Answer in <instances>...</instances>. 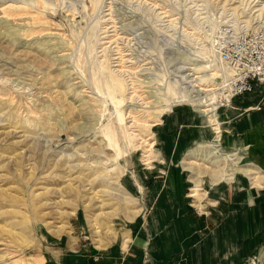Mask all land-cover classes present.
<instances>
[{"label":"rangeland","instance_id":"374dc122","mask_svg":"<svg viewBox=\"0 0 264 264\" xmlns=\"http://www.w3.org/2000/svg\"><path fill=\"white\" fill-rule=\"evenodd\" d=\"M263 9L264 0H0V264H53L150 238L163 200L184 198L205 217L210 183L243 175L262 187L264 169L224 143L235 97L215 74L234 68L220 54L235 59L243 36L264 33ZM195 129L207 138L184 143ZM174 169L189 181L180 197ZM241 264L264 261L253 253Z\"/></svg>","mask_w":264,"mask_h":264},{"label":"crops","instance_id":"0c3cea01","mask_svg":"<svg viewBox=\"0 0 264 264\" xmlns=\"http://www.w3.org/2000/svg\"><path fill=\"white\" fill-rule=\"evenodd\" d=\"M260 103L262 108L254 110ZM224 112L227 117H237L227 125L231 132L223 136L226 147L246 149L244 161L264 169V84L254 83L250 93L235 97ZM205 132L195 129L196 135L183 138V142L202 141L207 138L201 135ZM174 172L178 175L174 187L180 197L189 181L183 178V169ZM242 176L209 184V212L205 217L193 215L184 198L163 200L161 207L166 210L155 217L161 225L157 235L132 237L124 245L116 242L96 252L87 249L60 255L53 264H241L253 253L264 261V183L252 187ZM195 187L190 196L196 200L199 184ZM171 207L176 208L172 215L168 211ZM202 225L208 231L200 236Z\"/></svg>","mask_w":264,"mask_h":264},{"label":"built area","instance_id":"2783aa9c","mask_svg":"<svg viewBox=\"0 0 264 264\" xmlns=\"http://www.w3.org/2000/svg\"><path fill=\"white\" fill-rule=\"evenodd\" d=\"M244 50L232 59L229 53L219 55V60L234 65L225 85L224 96L228 99L250 93L254 83L264 84V33L242 37Z\"/></svg>","mask_w":264,"mask_h":264},{"label":"bare ground","instance_id":"6f19581e","mask_svg":"<svg viewBox=\"0 0 264 264\" xmlns=\"http://www.w3.org/2000/svg\"><path fill=\"white\" fill-rule=\"evenodd\" d=\"M252 1H254V0H252ZM256 2V1H255ZM262 7V6H261ZM239 9V8H238ZM258 10V9H257ZM261 10V9H260ZM264 10V9H263ZM260 12V11H259ZM248 21V20H247ZM229 72L228 71H222V70H220V73H218V74H215L216 76H218V77H222L223 75H225V77L226 76H228L229 74H228ZM200 78V77H199ZM208 78H209V76H208ZM195 80H197V78H195ZM116 82L117 83H120L119 82V80H116ZM120 85V88H121V83L119 84ZM216 91V89L215 88H210V89H206V90H204L203 92H209V91ZM210 93V92H209ZM208 100H210V99H206L205 97H197V98H195V105H197V106H201V107H203V108H201V109H204V110H207V112H208V114H210V113H212V112H214V110L216 109V106H215V103H213V101L211 100V101H208ZM201 103V104H200ZM207 114V115H208ZM202 145V144H201ZM211 148V147H210ZM208 151V150H207ZM216 152H214L213 154H215ZM221 154H223V153H221ZM219 156V155H218ZM193 161V160H192ZM195 162V161H194ZM235 168H237V167H235Z\"/></svg>","mask_w":264,"mask_h":264}]
</instances>
